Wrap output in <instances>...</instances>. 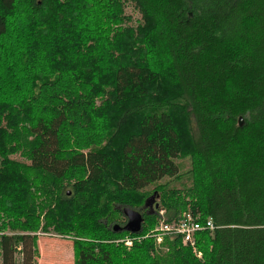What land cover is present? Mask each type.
Segmentation results:
<instances>
[{
    "label": "trees",
    "instance_id": "obj_1",
    "mask_svg": "<svg viewBox=\"0 0 264 264\" xmlns=\"http://www.w3.org/2000/svg\"><path fill=\"white\" fill-rule=\"evenodd\" d=\"M159 211L212 221L200 258L145 236ZM39 234L74 264H264V0H0V264H66Z\"/></svg>",
    "mask_w": 264,
    "mask_h": 264
},
{
    "label": "built area",
    "instance_id": "obj_2",
    "mask_svg": "<svg viewBox=\"0 0 264 264\" xmlns=\"http://www.w3.org/2000/svg\"><path fill=\"white\" fill-rule=\"evenodd\" d=\"M159 212L163 215V211ZM213 229L214 225L210 219L200 222L197 221V218L192 216L190 212H184L177 220L172 222H166L162 219L158 225L145 236H151L156 243L161 242L162 238L166 235L178 236L182 243L189 245L194 255L200 258L201 253L195 246V234L203 230L211 231ZM119 242H122L126 247H130L133 243V239L125 237L120 239Z\"/></svg>",
    "mask_w": 264,
    "mask_h": 264
},
{
    "label": "rangeland",
    "instance_id": "obj_3",
    "mask_svg": "<svg viewBox=\"0 0 264 264\" xmlns=\"http://www.w3.org/2000/svg\"><path fill=\"white\" fill-rule=\"evenodd\" d=\"M125 11H126V14H129V15H131L133 17V21H135L136 19L139 18L137 12L134 11L132 9V7L128 6ZM186 165L187 164H186V161H185L184 162V166H186ZM158 214L160 216L159 219L161 221L163 218L161 217L160 212ZM41 242H43L45 245H49L51 243H64L65 246L67 247L68 252H69V260H68V262H66V264H74V248H73L72 240L71 239H69V238H62L60 236L53 235V234H39V236H38V242H37L38 248L41 246ZM54 256L55 255L52 256V259H47L45 257H42L41 258L40 257V249H39V258H37V264H60V262H59L60 261L59 260L60 257L57 256V255H56L57 257H54Z\"/></svg>",
    "mask_w": 264,
    "mask_h": 264
},
{
    "label": "water",
    "instance_id": "obj_4",
    "mask_svg": "<svg viewBox=\"0 0 264 264\" xmlns=\"http://www.w3.org/2000/svg\"><path fill=\"white\" fill-rule=\"evenodd\" d=\"M238 121H239V125H242L241 117H239ZM150 200L153 199L150 198L149 201ZM155 207H157V205ZM122 214L126 218L125 224L123 225L122 228H120L118 225H115L114 229L115 230L121 229L129 233H138L141 229V224L143 221L141 212L139 210L124 207L122 209Z\"/></svg>",
    "mask_w": 264,
    "mask_h": 264
},
{
    "label": "flooded vegetation",
    "instance_id": "obj_5",
    "mask_svg": "<svg viewBox=\"0 0 264 264\" xmlns=\"http://www.w3.org/2000/svg\"><path fill=\"white\" fill-rule=\"evenodd\" d=\"M152 203H153V200L148 201L147 204L144 205L143 209L141 210L142 213L150 211L151 208H152L151 207L152 206Z\"/></svg>",
    "mask_w": 264,
    "mask_h": 264
}]
</instances>
